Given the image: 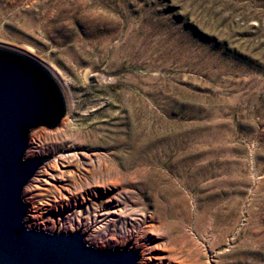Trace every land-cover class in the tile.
<instances>
[{"label": "rangeland", "instance_id": "1", "mask_svg": "<svg viewBox=\"0 0 264 264\" xmlns=\"http://www.w3.org/2000/svg\"><path fill=\"white\" fill-rule=\"evenodd\" d=\"M0 49L66 103L29 133L25 159L70 155L25 187L29 229L78 232L33 224L37 201L116 241L81 231L92 247L132 242L137 264L148 247L152 264H264V0H0Z\"/></svg>", "mask_w": 264, "mask_h": 264}, {"label": "water", "instance_id": "2", "mask_svg": "<svg viewBox=\"0 0 264 264\" xmlns=\"http://www.w3.org/2000/svg\"><path fill=\"white\" fill-rule=\"evenodd\" d=\"M56 80L35 61L0 49V264H137L140 250L98 249L74 234L29 229L23 191L50 158L25 159L31 130L66 112ZM57 229V228H56Z\"/></svg>", "mask_w": 264, "mask_h": 264}, {"label": "bare ground", "instance_id": "3", "mask_svg": "<svg viewBox=\"0 0 264 264\" xmlns=\"http://www.w3.org/2000/svg\"><path fill=\"white\" fill-rule=\"evenodd\" d=\"M69 102H70L69 103V107L72 109L73 102L72 101H69ZM68 124H69V118H66L63 121V123H62V127L67 129ZM37 139H38V134H34L32 136V139H31V142H30V149H29V156H31V157L36 156V153L38 155V151H37V149H38V140ZM28 147H29V144H28ZM68 156H70V155L69 154H61V155H58V156H54L53 160L51 162H49V163L46 161L41 166L42 169L40 167L37 170V172H36L37 175L35 173V175L37 176L36 179H34L35 182H37L38 180L39 181H46V179H48L50 177L51 173H58L60 161L64 157H68ZM34 180H33V183H31V185L28 186L26 191H25L27 193V196L31 200H34V197H35L34 191L39 190V188H38L39 186L34 183ZM37 183H39V182H37ZM38 203H37V201H34L33 209L31 211V215H30V219L33 222V224L38 225L39 227H49L51 230H65V231H68V232H74V231H78V230L79 231H83L84 233H87V234L89 233L88 240L90 242L92 241V243H94V244H105L106 241L108 240V239L105 240V238H103L102 235L99 234V232L101 230V225H100L99 222H97V221L94 222L93 221V223H92V222H87L86 220H80L79 218H69V217L66 216V214L65 215H60L58 217H52L50 220H46V219L43 218V216L41 217V215H39V213H38V207H37ZM61 208H62V204H60V203L58 204L56 202L53 206H50V208L48 210L56 211L57 213H59V212L62 211ZM128 240H131V239H128ZM128 240H125L123 242V244L127 243ZM108 241L112 242L113 244L116 243V241H114V240H110L109 239ZM134 241H135L136 245H138V246L140 245V240L138 238H136ZM144 247H146V246H144ZM150 251L151 250L148 247L142 253L143 256H142V259H141V264H152V257L153 256L150 255L151 254Z\"/></svg>", "mask_w": 264, "mask_h": 264}]
</instances>
